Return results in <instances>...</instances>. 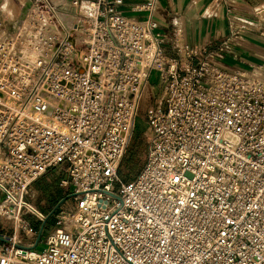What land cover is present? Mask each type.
Returning a JSON list of instances; mask_svg holds the SVG:
<instances>
[{"label": "built area", "instance_id": "2783aa9c", "mask_svg": "<svg viewBox=\"0 0 264 264\" xmlns=\"http://www.w3.org/2000/svg\"><path fill=\"white\" fill-rule=\"evenodd\" d=\"M125 1L24 0L0 34V218L56 225L41 249L0 233V264H264V66L221 68L224 43L169 55L157 0L145 19ZM154 73L147 159L124 182ZM53 168L73 205L46 214L27 196Z\"/></svg>", "mask_w": 264, "mask_h": 264}, {"label": "crops", "instance_id": "0c3cea01", "mask_svg": "<svg viewBox=\"0 0 264 264\" xmlns=\"http://www.w3.org/2000/svg\"><path fill=\"white\" fill-rule=\"evenodd\" d=\"M143 1L126 0L121 9L129 17L145 19L148 13L136 9ZM1 9L0 0V26H9L11 20ZM153 15L158 23L155 31L161 34L162 47L169 55H175L182 44H211L216 48L224 43L217 58L221 68L249 71L253 66H264V0H157ZM43 211L50 214V210ZM27 219L36 228V236L26 245L41 249L49 232L43 235L42 224L37 227L38 220L32 216ZM3 222L0 220V233L9 236ZM19 231L16 227L15 239Z\"/></svg>", "mask_w": 264, "mask_h": 264}, {"label": "rangeland", "instance_id": "374dc122", "mask_svg": "<svg viewBox=\"0 0 264 264\" xmlns=\"http://www.w3.org/2000/svg\"><path fill=\"white\" fill-rule=\"evenodd\" d=\"M22 1L24 0H1V11H3V15L10 18L11 21L9 22V26H0V34L12 30V20L19 18L21 13ZM150 82L151 84L155 85V90L152 91V89L148 85L142 94L139 105L136 128L134 130L133 137L119 167V169L122 170L123 174L120 175L119 173V176L124 182L125 175H129L130 173H132V171V176L136 174V177L141 171V169L144 167L147 159L150 141V130L145 120V111H147V109L153 103L154 97L157 96L158 98L162 94V88L159 86L158 75L156 73L152 75ZM65 177L66 173L64 171H61V169L59 168H53L49 170L46 174L37 179L31 185L27 196L28 199L38 205L41 209L45 211L50 210V213L53 214L59 212L61 209L69 210L73 205V201L70 198L71 188H64L60 186V180ZM0 220L4 221L3 223L8 229V235L11 237L15 236V228L19 227L20 229L21 227L20 220L18 221L17 219L15 220L3 218H0ZM35 225L39 227L40 222L35 221ZM55 226L56 225L54 219L49 220L44 226L43 235L53 230ZM33 230L35 231V233L32 235L31 238L28 237L25 232L20 229L17 238L18 242H20L21 244H30V242H32L33 240V237L36 236V228L34 226Z\"/></svg>", "mask_w": 264, "mask_h": 264}, {"label": "trees", "instance_id": "16d2710c", "mask_svg": "<svg viewBox=\"0 0 264 264\" xmlns=\"http://www.w3.org/2000/svg\"><path fill=\"white\" fill-rule=\"evenodd\" d=\"M119 173H120V175H123L121 169H119ZM132 173H133V171H132ZM132 173H130L129 175H125V178H124L125 181H130V180H132L135 177L136 174L132 176Z\"/></svg>", "mask_w": 264, "mask_h": 264}, {"label": "bare ground", "instance_id": "6f19581e", "mask_svg": "<svg viewBox=\"0 0 264 264\" xmlns=\"http://www.w3.org/2000/svg\"><path fill=\"white\" fill-rule=\"evenodd\" d=\"M7 9H8V8H7ZM31 54H33V52H31ZM16 219L19 221V220H21V217L19 216V217H17ZM18 221H17V222H18Z\"/></svg>", "mask_w": 264, "mask_h": 264}]
</instances>
